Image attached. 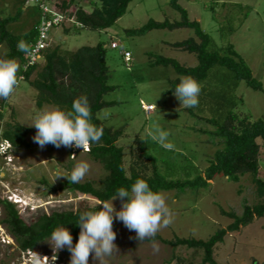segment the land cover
Here are the masks:
<instances>
[{
    "label": "rangeland",
    "instance_id": "374dc122",
    "mask_svg": "<svg viewBox=\"0 0 264 264\" xmlns=\"http://www.w3.org/2000/svg\"><path fill=\"white\" fill-rule=\"evenodd\" d=\"M42 0H0V17L14 16L21 10L22 17L9 26L15 35L31 30L40 18L38 8ZM63 0H48L52 9L59 10ZM77 3L79 0H76ZM8 2L10 7L4 5ZM173 0H134L127 13L111 28L104 31L73 28L69 34L64 26L50 32L51 45H61L65 54H70L83 46L105 44L107 63L111 77L109 84L116 89L105 95L104 100L115 102L114 106L101 110L99 118L109 127L119 129L126 126V136L120 139L119 146L124 148L125 163L129 169L133 155L136 154L135 139L146 141L148 153L157 161L158 172L168 180L185 178L190 173L195 178L210 165L212 157L220 147L213 132L215 128L199 118L200 111L189 112L181 105L174 94H168L170 81L177 78L172 67L152 66L151 57L172 58L187 66L198 65L194 55L172 48L169 44L195 37L191 29L174 31L155 30L145 36H130L128 30L139 29L150 20L157 22H177L182 13L172 6ZM191 20L199 21L220 49L234 46L240 58L251 68L254 77L262 82L264 89V0H177ZM87 12L92 8L81 4ZM73 6L69 13H74ZM72 27L67 21L66 27ZM117 43L118 49L111 44ZM129 51L133 55L130 64L122 55ZM9 52L7 44L0 46V58ZM19 65L23 60H15ZM44 60H40L41 67ZM36 78V73L31 80ZM236 95L242 98L235 110L240 116H249L251 122L264 119V91H255L242 83ZM38 92L29 82L21 80L19 87L9 98L5 108L0 106L4 119L0 120V131L7 123H18L26 128L31 126L35 114L42 109L37 106ZM152 105L155 112L148 115L144 107ZM193 108V107H192ZM196 109V108H195ZM159 127L169 133L168 142L174 147L163 148L152 140L151 135ZM30 133L27 141L30 149L22 152L11 151L8 160L0 158V199L12 202L28 224L35 223L43 215L53 212H79L99 206L100 203L90 196L81 195L68 188L74 165L86 161L90 165L85 177L78 183L93 182L98 185L107 175L103 166L88 154L79 150L75 159L69 148H41ZM262 144L261 140H258ZM72 162V163H71ZM260 178L264 180V148L259 157ZM46 183H45V182ZM173 213L172 223L163 227L158 234L165 240L175 237L208 240L219 229L227 228L233 220L223 216L225 211L243 213L244 205L259 202L251 176H246L240 184L217 178L208 188L173 190L160 192ZM119 198L113 201L116 211L122 210ZM5 208L0 205V264H33L32 258L23 254L15 239L2 224ZM113 231L116 233L114 244L117 250L111 256L95 259L92 253L89 264H178L176 257L185 259L187 264H202L204 252L201 250L178 247L176 249L161 241L153 243L137 240V233L129 230L122 221L114 218ZM46 240L35 250L41 257H48V264H70L71 254L65 247L58 250ZM56 259L53 261L52 258ZM215 259L218 264H264V218L255 219L240 232L229 233L224 243L217 246Z\"/></svg>",
    "mask_w": 264,
    "mask_h": 264
},
{
    "label": "trees",
    "instance_id": "16d2710c",
    "mask_svg": "<svg viewBox=\"0 0 264 264\" xmlns=\"http://www.w3.org/2000/svg\"><path fill=\"white\" fill-rule=\"evenodd\" d=\"M47 1H39L40 18L25 34L15 35L9 31V26L18 22L23 16L21 10L14 16L0 17V46L7 44L9 47V52L4 59L21 58L23 60V66L18 75L38 92L39 109L45 105H51L68 111L72 109V104L77 98L81 96L88 98L92 114L91 122L98 128H102L103 135L99 142L91 143L89 150L84 153L95 162H99L107 175L98 185L88 181L70 183L68 188L98 201L99 206L87 210L98 211L104 202L112 199L117 189L123 187L130 191L137 179L146 180L153 191L169 192L208 188L217 178L240 184L244 177L251 176L259 202L254 205L245 204L241 215L235 211L227 212L219 207L221 214L233 222L227 228L219 229L208 240L181 237L165 240L158 233L155 236V242L161 241L174 249L186 247L203 251L202 264H218L215 259V250L218 245L224 243L225 237L229 233L240 232L243 228L250 226L255 219L264 218V180L260 178L259 162L261 149L264 148V119L251 122L249 116H240L235 111L242 101V98L236 95L240 85L245 83L255 91H264L262 82L254 77L251 68L240 58L234 46L218 48L213 38L202 29L201 23L191 20L187 12L178 5L177 0H173L172 6L182 13L181 21L150 20L143 27L127 32L134 37L145 36L155 30L174 31L187 28L195 32V37L169 45L194 55L198 65L187 66L164 56H152L151 65L172 67L175 70L177 78L170 81L171 88L167 91L168 94H174L181 76H191L199 82L201 86L199 104L187 110L193 114L194 110L199 109V118L215 128L213 135L219 140L220 149L212 157L205 171L195 178L192 174L185 173V178L168 180L158 172L157 161L147 152L146 141L137 137L135 139L136 154L133 155L134 159L127 169L124 148L119 146L120 139L126 136V126L119 129L109 127L98 116L101 110L115 105V102L104 100L106 94L116 89L109 84L111 72L107 63L105 44L83 46L70 54H65L61 45H50L42 53L41 60L45 62L43 67L39 63L28 66L26 55L39 37L38 27L43 17L50 16H44L40 8V5L47 4ZM133 1L79 0L77 3L76 0H63L58 9L63 13H69L73 6L78 7L74 13H69L72 27L65 28L66 23L62 25L66 34H69L73 28L104 31L114 26L127 13ZM82 3L89 4L92 11L87 12ZM21 42L25 44L27 52L18 49V44ZM132 60L133 55L130 62L126 60L125 62L130 64ZM35 73L36 78L31 80ZM8 100L0 99V106L5 108ZM3 119L4 113L0 112V120ZM30 133L36 134L37 130L26 128L18 123H7L0 131V146L3 143H9L13 152L28 150L31 147L27 141ZM258 140H261L262 144ZM47 146L56 148L52 144ZM79 150L81 149L70 147V156H76ZM2 157L0 153V158ZM1 174L2 172H0V180ZM0 205L4 206L6 214L2 224L15 239L22 253L34 252L40 244L50 239L53 230L59 226L69 229L73 236V246L78 243L81 229L76 223L82 211L53 212L50 215H43L33 224H28L12 202L0 199ZM143 242L153 243L151 239H145ZM65 253L71 254L67 246ZM176 259L178 264H187L181 257Z\"/></svg>",
    "mask_w": 264,
    "mask_h": 264
},
{
    "label": "clouds",
    "instance_id": "9594fccd",
    "mask_svg": "<svg viewBox=\"0 0 264 264\" xmlns=\"http://www.w3.org/2000/svg\"><path fill=\"white\" fill-rule=\"evenodd\" d=\"M18 49L27 52L23 42L18 44ZM19 65L14 59L0 58V99L8 100L19 87L22 77L18 75ZM201 86L191 76H181L176 85L174 95L181 102L182 107L192 108L199 104ZM91 110L86 96L77 98L72 109L65 111L59 106L45 108L34 116L31 126L37 129L34 142L41 148L48 144L56 148L61 146L80 148L83 152L89 150L90 144L99 142L102 128H98L91 122ZM169 133L159 127L155 128L151 135L153 141L158 142L163 148L171 150L174 145L168 142ZM10 153L12 148L9 149ZM75 159V155L70 157ZM90 165L81 161L74 165L70 177V183L80 182ZM119 198L122 210L116 211L113 201ZM126 198V201H125ZM114 218H118L129 229L137 233V239L143 242L151 239L155 251V236L163 227H168L173 220V213L166 202L165 196L153 191L146 180L137 179L132 184L130 191L125 188L117 189L110 201L102 204L98 211L81 212L76 223L81 232L78 243L73 246V236L65 226H59L53 230L50 243L54 249H62L67 246L71 253L70 264H89L92 253L95 259L111 256L117 246L114 244L116 233L113 231ZM56 258L53 257L54 261ZM33 264H48V257L32 253Z\"/></svg>",
    "mask_w": 264,
    "mask_h": 264
},
{
    "label": "built area",
    "instance_id": "2783aa9c",
    "mask_svg": "<svg viewBox=\"0 0 264 264\" xmlns=\"http://www.w3.org/2000/svg\"><path fill=\"white\" fill-rule=\"evenodd\" d=\"M40 8L42 9L44 16H46V15H50V16L49 17H43L42 21L38 27L39 37H38L37 41L35 42V44L32 46L31 50L26 55L28 66L29 65L34 66V65L38 64L39 61L41 60L42 53L48 47H50V45H51L50 44L51 43L50 32L52 31V29L67 23V21H72V19H69V13H63L59 10L52 9L47 4H44V3L41 4ZM111 48L112 49H118L119 45L114 42L111 44ZM122 54L124 55L125 60L127 62L131 61L132 54L130 52L124 51ZM144 110L147 114H151L155 111V107L152 105H147L144 107ZM73 147L76 148L74 145H73ZM10 148H11V145L9 143H3L0 146V153L4 158L6 157L5 158L6 160L10 159V158H8V156H9L8 154H10V150H9ZM76 149H79V148H76ZM34 252L29 251V252L23 253V254L32 258V253H34Z\"/></svg>",
    "mask_w": 264,
    "mask_h": 264
},
{
    "label": "crops",
    "instance_id": "0c3cea01",
    "mask_svg": "<svg viewBox=\"0 0 264 264\" xmlns=\"http://www.w3.org/2000/svg\"><path fill=\"white\" fill-rule=\"evenodd\" d=\"M4 5L7 6V8L10 7V4H9L8 2H4ZM35 23H36V21L34 22V24H35ZM34 24H33V25H34ZM33 25H32V26H33Z\"/></svg>",
    "mask_w": 264,
    "mask_h": 264
}]
</instances>
